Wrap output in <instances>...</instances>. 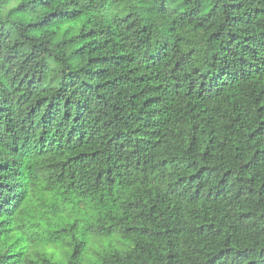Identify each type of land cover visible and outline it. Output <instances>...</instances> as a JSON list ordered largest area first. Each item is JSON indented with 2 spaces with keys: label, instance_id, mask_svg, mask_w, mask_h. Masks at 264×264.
I'll return each mask as SVG.
<instances>
[{
  "label": "trees",
  "instance_id": "obj_1",
  "mask_svg": "<svg viewBox=\"0 0 264 264\" xmlns=\"http://www.w3.org/2000/svg\"><path fill=\"white\" fill-rule=\"evenodd\" d=\"M0 264H264V0H0Z\"/></svg>",
  "mask_w": 264,
  "mask_h": 264
},
{
  "label": "rangeland",
  "instance_id": "obj_2",
  "mask_svg": "<svg viewBox=\"0 0 264 264\" xmlns=\"http://www.w3.org/2000/svg\"><path fill=\"white\" fill-rule=\"evenodd\" d=\"M91 216H92V210L90 209L89 205L75 206V207H73V205H67L65 212H63L60 216L61 217L60 221L62 222L63 225L67 224V226H70V224L72 223H77L78 233L82 234L84 233V225L86 224L87 221L91 219ZM84 237L89 242V246L91 250H96L105 243V239L95 238L89 234H86ZM66 241H69L68 237ZM109 241L110 240H107L106 244ZM115 244L119 246L117 242ZM67 250L68 248L66 247V245H64L63 242V243H59L57 246L50 247L49 252L53 253L58 259L63 260L65 258V254H66L65 252Z\"/></svg>",
  "mask_w": 264,
  "mask_h": 264
}]
</instances>
